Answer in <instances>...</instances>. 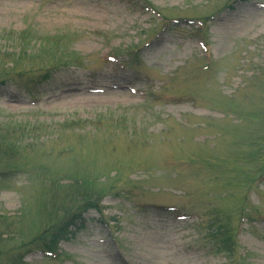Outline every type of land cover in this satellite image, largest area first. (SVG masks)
<instances>
[{
    "label": "rangeland",
    "instance_id": "1",
    "mask_svg": "<svg viewBox=\"0 0 264 264\" xmlns=\"http://www.w3.org/2000/svg\"><path fill=\"white\" fill-rule=\"evenodd\" d=\"M3 79L0 264H264V0H0Z\"/></svg>",
    "mask_w": 264,
    "mask_h": 264
},
{
    "label": "trees",
    "instance_id": "2",
    "mask_svg": "<svg viewBox=\"0 0 264 264\" xmlns=\"http://www.w3.org/2000/svg\"><path fill=\"white\" fill-rule=\"evenodd\" d=\"M36 74L38 73L33 74L32 72H23L22 74H19L20 77L17 78L15 82L17 83V85L24 84L28 86V82L31 81L32 76ZM4 82H5V79L0 81V84H3ZM90 208H97L101 210L100 208H98L97 204L90 206ZM84 212L78 211L74 213L73 215L64 219L53 230L51 229V230L45 231L44 235H42L41 240L39 242L38 250L45 252L47 254L57 255L60 243L62 241L71 239L73 235H75L76 227H79V223H82L84 221ZM47 236H49V238Z\"/></svg>",
    "mask_w": 264,
    "mask_h": 264
}]
</instances>
